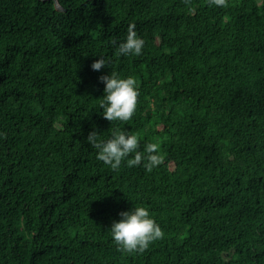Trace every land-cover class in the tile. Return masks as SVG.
Returning <instances> with one entry per match:
<instances>
[{
    "label": "trees",
    "instance_id": "16d2710c",
    "mask_svg": "<svg viewBox=\"0 0 264 264\" xmlns=\"http://www.w3.org/2000/svg\"><path fill=\"white\" fill-rule=\"evenodd\" d=\"M108 73L135 78L128 121L101 115ZM113 127L161 163L98 161ZM0 134V264H264V0H0ZM132 205L163 232L142 253L108 232Z\"/></svg>",
    "mask_w": 264,
    "mask_h": 264
},
{
    "label": "clouds",
    "instance_id": "9594fccd",
    "mask_svg": "<svg viewBox=\"0 0 264 264\" xmlns=\"http://www.w3.org/2000/svg\"><path fill=\"white\" fill-rule=\"evenodd\" d=\"M210 4L220 7L225 4V0H210ZM111 43L116 56H139L145 41L132 24L128 26L124 37L119 40L113 39ZM90 67L94 71L106 68V60L99 57ZM98 79L104 86L102 97L99 98L102 117L109 122L128 121L136 111L139 95L135 78L132 76L122 78L116 73H108ZM86 141L95 149L96 159L112 170H118L122 161H126L129 166L142 163L148 170L161 163L158 143H145L141 149L138 135L130 134L119 127H113L107 138H102L93 130L89 132ZM118 215L119 220H113L108 229L118 251L142 253L163 235L160 225L143 205H132L129 210Z\"/></svg>",
    "mask_w": 264,
    "mask_h": 264
},
{
    "label": "water",
    "instance_id": "95a60500",
    "mask_svg": "<svg viewBox=\"0 0 264 264\" xmlns=\"http://www.w3.org/2000/svg\"><path fill=\"white\" fill-rule=\"evenodd\" d=\"M55 8H56L58 11H63V10L60 8V6L58 5L57 2L55 3Z\"/></svg>",
    "mask_w": 264,
    "mask_h": 264
}]
</instances>
